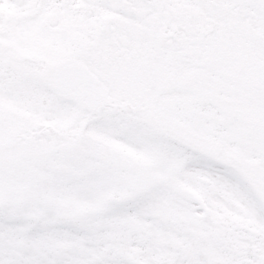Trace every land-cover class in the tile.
Returning a JSON list of instances; mask_svg holds the SVG:
<instances>
[{
	"label": "snow or ice",
	"instance_id": "obj_1",
	"mask_svg": "<svg viewBox=\"0 0 264 264\" xmlns=\"http://www.w3.org/2000/svg\"><path fill=\"white\" fill-rule=\"evenodd\" d=\"M0 264H264V0H0Z\"/></svg>",
	"mask_w": 264,
	"mask_h": 264
}]
</instances>
